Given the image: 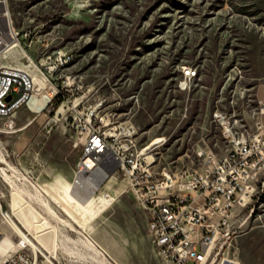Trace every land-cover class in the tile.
I'll return each mask as SVG.
<instances>
[{"label": "rangeland", "instance_id": "1", "mask_svg": "<svg viewBox=\"0 0 264 264\" xmlns=\"http://www.w3.org/2000/svg\"><path fill=\"white\" fill-rule=\"evenodd\" d=\"M9 6L15 31L30 33L23 45L31 59L16 46L2 62L28 69L34 89L12 116L15 126L0 116V146L9 160L0 163L9 174L0 167L1 261L20 249L36 253L5 220L12 180L26 195L47 198L43 185L57 174L75 186L81 148L67 117L73 104L95 108L115 123H133L139 147L148 151L163 137L149 157L157 171L200 168L201 146L219 156L229 151L215 112L226 114L241 137L264 127V114L257 112L264 101V0H9ZM59 50L69 56L64 64L55 60ZM187 68L197 75L189 77ZM30 118L29 126L17 129ZM263 181L264 172L252 196L237 205L231 236L213 245L208 264H264ZM95 194H108L112 204L97 213L102 205L96 198L86 225L55 201L57 215L35 199L56 227L51 248L37 242L41 264H176L158 253L148 216L121 174ZM26 224L22 228L36 241Z\"/></svg>", "mask_w": 264, "mask_h": 264}, {"label": "built area", "instance_id": "2", "mask_svg": "<svg viewBox=\"0 0 264 264\" xmlns=\"http://www.w3.org/2000/svg\"><path fill=\"white\" fill-rule=\"evenodd\" d=\"M29 36V31L23 35L15 31L9 0H0V116H13L32 97L34 80L30 71L2 62L15 44L31 59L23 45ZM12 39L15 42L8 44ZM67 57L59 50L55 60L64 64ZM48 58L52 61V55ZM193 74L197 69L187 68V75ZM260 107L257 112L263 115V101ZM69 112L67 117L77 128L81 148L74 184L82 186L100 178L94 191L97 193L115 173L121 174L148 216V231L158 253L176 264H208L213 245L231 236L237 205H244L252 196L264 172L263 124L252 135L241 137L226 114L215 112L228 137L229 151L219 156L212 148L201 146L197 150L200 168L174 171L165 167L157 171L155 158L149 157L165 143L163 137L153 139L157 140L154 148L144 152L133 123H115L110 116H98L95 108L76 103ZM4 235L0 228V241ZM0 264L41 263L37 253L20 249Z\"/></svg>", "mask_w": 264, "mask_h": 264}, {"label": "bare ground", "instance_id": "3", "mask_svg": "<svg viewBox=\"0 0 264 264\" xmlns=\"http://www.w3.org/2000/svg\"><path fill=\"white\" fill-rule=\"evenodd\" d=\"M14 42H15V40L12 39V40H9L8 44H12ZM16 45L17 44H15L12 47V49ZM196 75L197 74H193V76H196ZM61 110H62V106L59 108V112H61ZM8 118L9 119L6 121V124L11 126V127L15 126L16 119L13 118L12 116L8 117ZM33 119L34 118H30V120L25 125L17 128V129L26 128L27 126H29L33 122ZM0 129H2V128H0ZM144 152H148L147 148H144ZM8 161L9 160L6 157V154L3 152V150L0 146V163L1 162H8ZM8 165H9V163H8ZM0 167H1V169L3 168L4 174H6V176L8 177L9 174L6 171V169L4 167H2L1 165H0ZM13 168L17 172L16 167H13ZM99 179L100 178L94 179V181H92L90 184L84 183L82 186H76L75 185L72 187L65 180V178H63L61 175L57 174L53 178H51L50 183H45L43 185V190H45L49 193L50 198L43 197V196H41L40 193H32V192H30V196H28L23 192V188L19 184L20 182L18 183L16 180H12L13 184L11 183L12 188H11V192H10V202H9L10 210L4 211L5 220L9 222V224L19 233V235H21L22 240L20 242L23 246H26L29 244L33 247V250L36 253H43V251L41 249H39L38 243H40L45 248H47V247L51 248L52 233L55 231L56 227H55V225H53L51 223L50 218L46 214L41 212L40 209H38V207L34 204L35 199H36V201H40L39 203L41 205H43V207H45V209L47 210L48 213H53V214L57 215L58 213L54 209L55 207L53 208V206L51 204V200L55 201L77 223L82 224V225H86V224H88V222L92 218V216L90 215V211L96 207V204H97L96 200L97 199H99V201H98L99 204L102 205V208L97 209V213L102 212L104 209H106L107 207H109L112 204V198H109L107 194L99 195V194L94 193L95 189L99 185V182H100ZM6 180H7V178H6ZM10 180H11V178H10ZM35 185L37 187V184H35ZM32 186H34V185H32ZM26 188H28V187H26ZM0 205H1V201H0ZM57 221H59V219H57ZM25 222H28V223L26 224ZM62 223H64V222H62ZM67 223L69 224V222H67ZM21 224H23V225L26 224L27 226H29L30 229L33 230L34 238L36 239V241L34 239L28 237L27 233L24 231ZM54 224H56V223H54ZM73 225H77V224H73ZM52 230H54V231H52ZM72 230H74V229H72ZM59 233H60V231H59ZM3 237H2V239H3ZM58 238H59V236H58ZM60 242H61V240H60ZM62 242H64V241H62ZM84 242L86 244L96 248V244L92 239L87 238ZM58 243H57V245H59ZM60 246H61V244H60ZM2 248H3V245L0 244V249H2ZM55 253H56V250H55ZM52 255H54V254H52ZM226 261H229V264H236V261H234L232 259H225V262L222 264H226ZM50 262H52V260Z\"/></svg>", "mask_w": 264, "mask_h": 264}, {"label": "crops", "instance_id": "4", "mask_svg": "<svg viewBox=\"0 0 264 264\" xmlns=\"http://www.w3.org/2000/svg\"><path fill=\"white\" fill-rule=\"evenodd\" d=\"M264 102V101H263Z\"/></svg>", "mask_w": 264, "mask_h": 264}]
</instances>
